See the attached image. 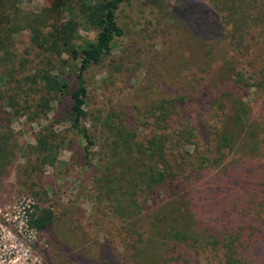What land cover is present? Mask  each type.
<instances>
[{
	"label": "trees",
	"instance_id": "obj_1",
	"mask_svg": "<svg viewBox=\"0 0 264 264\" xmlns=\"http://www.w3.org/2000/svg\"><path fill=\"white\" fill-rule=\"evenodd\" d=\"M21 1L0 0V192L11 176L17 183L31 181L32 174L27 169L38 166L40 169L57 168L53 145L49 141L54 135L39 134L35 144H24L20 143L13 127L14 122L24 116L23 110L32 108L29 100L22 98V95L24 98L29 95L32 87L40 86L37 89L42 93L34 111V116L38 118L47 109L48 102L62 96L69 98V129L83 143L84 157L92 161L96 140L87 126L85 75L90 68L113 57L114 48L121 38L129 37L145 53H148L144 47L146 40L159 38L158 51L148 70L151 76L169 73L173 67L169 58L164 56L163 48L170 45L179 52L193 42V39H188L190 32L206 35L199 39L195 37L197 44L191 45L196 47V54L199 53V56H194L193 64L187 67L191 73L192 67L201 74L212 72L217 44L220 42L222 47L227 45L208 32L213 26L207 18L196 17L190 23L186 22L184 13L189 7L184 2L172 8L167 0H152L150 15L156 21L152 23V31L140 29L128 33L118 22V13L128 0H100L96 4L89 0H46L50 6L40 11L22 7ZM212 1L226 24L239 23L245 38L253 29L259 33L262 50L243 57L248 65L246 67L258 63L259 68L249 73L237 69L236 65L228 66L225 69V97L217 93L222 91L218 85L207 83L199 86L196 82L195 94L162 102L155 107V112L158 110L159 114L155 115L158 121L152 124L153 134L138 145L135 133L123 130L122 124L105 122L106 132L101 137L110 142L103 152L96 154L98 163L90 179L91 189L94 199L109 207L113 216L122 223L118 226V234L105 235L103 242L95 241L91 230L76 221V225L71 223L70 226H77L79 232L68 236V223L47 207L36 208L30 217L31 226L59 237L62 245L67 247L68 264H114L115 257L108 252V245L119 236H122L126 248L122 255L124 264H199L207 260L200 256L207 250L216 251L219 255L214 264H264V239L261 244L248 246L250 249L237 254L234 238L230 234L253 224L256 228L264 227V159L260 172L254 161L249 160L248 168L241 173L235 171L227 176L220 171L208 176L210 178L202 188L192 190L193 200L185 206V216L182 205L177 206L181 203L177 198L178 179L183 175H186L185 180L197 179L196 175L200 173L199 170L184 173L187 161L195 158L189 151L181 149L185 144L194 142L198 146L209 141L214 144V156L205 159L208 164H198L197 168L189 169L219 166L227 153L234 151L237 134L242 131L251 135L244 146L251 152L262 153L264 157V111L255 122L249 123L251 116L244 95L247 87H253L256 93L264 90V0H240V6L232 10L231 0ZM63 12L70 14L66 21L60 19ZM76 17L83 18L84 24L96 27L94 41L76 43L80 27ZM20 34H27L33 48L46 56L35 73H27L22 79H18L17 72L22 74L26 60L18 62L22 64H18L20 70L15 68V73L12 72L14 68L4 65L6 60L5 63H10V60L11 64L17 62L15 36ZM65 56L66 59H63ZM231 75L235 77L233 80ZM222 98L234 101L235 109L229 127L216 137L218 126L229 122L219 119L222 114L218 115V107L223 103ZM26 114L29 117L31 113L28 111ZM174 114L177 122L186 121L185 124L180 123L183 126L177 130L174 124L168 122ZM219 176H226L227 179L216 181ZM244 179L245 185H242L240 180ZM45 183L44 178L40 179L39 188H43ZM161 196L169 198L166 211L160 213L152 207L151 211L149 204L154 205ZM219 200L220 204L217 203ZM194 225L204 234L194 231ZM107 229L110 234V229ZM94 246L99 249L96 257L92 252ZM204 264L212 263L206 261Z\"/></svg>",
	"mask_w": 264,
	"mask_h": 264
},
{
	"label": "rangeland",
	"instance_id": "obj_2",
	"mask_svg": "<svg viewBox=\"0 0 264 264\" xmlns=\"http://www.w3.org/2000/svg\"><path fill=\"white\" fill-rule=\"evenodd\" d=\"M89 1L92 4H96L100 0ZM151 1L128 0L125 7L118 13L119 25L125 32H137L140 29L152 31V28H154L152 23H156V21L150 15ZM167 1L172 8L179 7L178 3L183 2L186 7H189L184 13L187 23H190L196 17L207 18L213 26L212 31H208L212 32L211 36H216L218 40L227 43L225 47H222L220 42H217L218 44L214 51V70L208 74H201L193 67L191 69L192 73L187 68L193 64L194 56H199V53L196 54V47L191 45L197 44L195 37L199 39L206 36L204 33L193 35L194 33L190 32L188 39H193V42L181 48L179 52L176 51L174 46L168 45L163 48L164 56L169 58V64L173 67L164 76H151L148 71L152 66L153 57L156 56L158 51L157 43L159 38L157 36L149 42L146 40L144 47L148 53L143 52L142 48L129 37L121 38L117 42L118 45L116 44L114 48L113 57L101 65L90 68L85 75L88 89L86 104L87 126L96 140L92 151V161L84 157L82 151L83 143L78 141L75 134L69 129L67 123L68 97L62 96L54 102H48L47 109H44V112L38 118L34 116V111L36 103L40 101L39 99L42 96V93L38 92L37 89L40 86L32 87V90L28 91L29 95L25 98L22 95L23 99L29 100V105L32 108L28 110L31 113L29 117L26 114L28 111L23 110L25 111L22 113L24 116L14 122L13 127L17 132V137H19L20 143L32 145L35 144V139L39 137V134L41 136L54 135L49 141L53 145L57 168L43 167L40 169L38 166L34 167V169H27L32 174L31 181L17 183V180H14L11 176L9 183L1 190L0 264H68L66 262L67 247L62 245L59 237L31 226L30 217L36 208L47 207L53 210L56 215L64 220V223H68V236L71 235V237L77 231L79 232L80 229L76 230L77 226L72 227L70 225L71 223L76 225L79 221L83 228L91 230L90 233L93 234L95 241L97 239L99 242H103L107 235L118 234L117 229L122 223L113 216L109 207L99 204L94 199L95 194L91 189L92 183L90 180L94 176V170L97 169L98 159L96 154L103 152L110 142L109 139L104 141L101 137L106 132L104 126L106 121H109L112 125L122 124L123 130L135 133V142L138 145V143L145 142L153 134L151 133L154 127L152 124L158 121L155 115L159 114L158 110L155 112V107H158L162 102L168 103L167 101L173 100V98L188 96L191 93L195 94L196 82H198L199 86L207 83L218 85V89L222 91L217 93L225 97L223 93L227 88L225 69L228 66L236 65L237 69H243L246 72L255 71L259 68L260 65L258 63L253 67H246L248 65L246 60L243 59L245 55L250 57L260 52L263 48L262 41L258 39L260 35L256 30L253 29L250 36L245 38L243 32L239 29V23L226 24L224 19H221V14L213 6L212 0ZM219 1L222 2V0ZM231 1V10L241 4L240 0ZM21 6L26 9L40 11L43 8H48L50 3L46 0H23L21 1ZM244 6L247 7V5ZM69 18L70 14L68 12H63L60 15L62 21H66ZM78 18L76 17L80 27L77 32L79 38L76 39V43L94 41L97 35L96 27L84 24L85 20L81 17ZM228 34L231 36L229 37ZM209 41L212 42L214 40ZM15 48L18 53L17 62L11 64L10 60V63H5L8 61L6 60L4 65H7L9 69L14 68L12 72L15 73L16 69H19L18 66L22 64L18 62L22 59L26 60L27 63L21 70L22 74L20 75L17 72L18 79H22L27 73H35L41 66L40 62L46 57H43L33 48L28 41L27 34L15 36ZM63 59H66V56ZM230 78L233 80L235 77L231 75ZM12 81L11 79V86L13 85ZM244 95H246L245 101H248L247 106L251 116L248 122H255L262 115V111H264V90L256 93L253 87H247ZM222 100L221 107H218V115L222 114L219 119L229 122L226 125L218 126L219 130L216 132V137L220 136V131L224 130L225 127H229L235 109L234 101L226 98H222ZM177 119L174 114L168 121L170 124H174L175 130L183 126L180 123L185 124L186 122L185 120L177 122ZM249 136L251 135L248 131L238 133L234 151L228 152L221 160L219 166L215 167L212 165L208 169L189 168H197L198 164H204V166L208 164L205 159L214 156L213 142H205L198 144V146L192 142L187 146L185 144L184 147H181V149L189 151L190 155L195 156L194 159L187 161L188 166L183 169L184 173L194 170L200 171L196 175L198 176L197 179L194 177L190 180H185L184 177L186 175L178 179L179 192L177 198H179L181 203L177 204V206L180 207L182 205L183 212H181L183 216L186 214L185 206L193 200L192 190L202 188L207 178L212 175L220 173V171L228 174L227 176H231V173L235 171L236 173H241L248 168L249 160L254 161L253 163L257 165L256 169L258 171L262 169L263 166H260L264 159L262 153L251 152V149L244 146L245 142L250 140ZM42 178H44L46 183L43 184V188H39L41 186L39 181ZM224 179H227V177L219 176L216 181H223ZM244 181L245 179L240 180V183L245 185ZM180 189L182 192H180ZM168 199L161 196L154 205L149 204L150 210L153 211L152 207L157 212L164 213ZM217 203L220 204V200ZM173 206L175 207V203H173ZM107 227L110 229V234ZM189 227L191 226L189 225ZM256 227L253 224L230 233L232 238H234V249L237 254L250 249L248 246L261 244L262 239H264V227ZM194 231L204 234L195 225ZM95 246L97 245L95 244ZM125 249L122 236L114 239L108 245V252L115 257L114 264H124L122 255L126 251ZM98 250V247H95V250L92 249L93 257H96L99 253ZM200 256L202 259H207V263L212 264L219 258L216 251L210 250L205 251ZM195 260L198 262L197 257ZM206 261L203 260L199 264H204Z\"/></svg>",
	"mask_w": 264,
	"mask_h": 264
}]
</instances>
